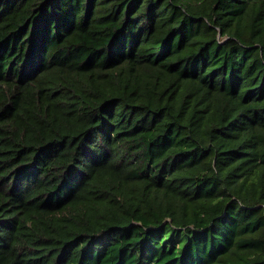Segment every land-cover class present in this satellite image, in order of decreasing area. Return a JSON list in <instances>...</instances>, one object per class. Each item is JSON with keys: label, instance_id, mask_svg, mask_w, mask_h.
Listing matches in <instances>:
<instances>
[{"label": "trees", "instance_id": "16d2710c", "mask_svg": "<svg viewBox=\"0 0 264 264\" xmlns=\"http://www.w3.org/2000/svg\"><path fill=\"white\" fill-rule=\"evenodd\" d=\"M0 264H264V0H0Z\"/></svg>", "mask_w": 264, "mask_h": 264}]
</instances>
